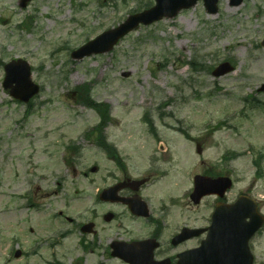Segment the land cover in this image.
<instances>
[{"label":"rangeland","instance_id":"obj_1","mask_svg":"<svg viewBox=\"0 0 264 264\" xmlns=\"http://www.w3.org/2000/svg\"><path fill=\"white\" fill-rule=\"evenodd\" d=\"M154 4L32 0L21 7L20 0H0V60L27 59L42 87L32 105L17 102L3 86L0 63V264H18L15 248L30 249L34 242L36 235L22 231L39 224L34 212L21 209L29 200L70 206L83 220L91 214L84 217V209L100 206L97 188L111 181L107 174L118 173L93 145L98 133L88 137L101 114L81 102L86 95L108 105L106 135L138 172L148 167V156H158L157 169L166 177L144 191L151 202L174 196L181 197L175 206H192L187 194L194 176L211 169L229 172L236 190L261 200L264 213V158L261 176L254 164L260 153L264 157V0L239 6L219 0L217 14L200 0L174 18L139 26L109 52L72 58L73 50ZM193 61L196 68L188 65ZM224 61L234 70L213 75ZM82 85L88 91L78 89ZM72 144L80 152L70 163ZM232 152L236 156L223 161ZM105 231L104 240L113 232ZM72 234L58 251L74 249L80 235ZM257 240L254 253L264 262V231Z\"/></svg>","mask_w":264,"mask_h":264},{"label":"flooded vegetation","instance_id":"obj_2","mask_svg":"<svg viewBox=\"0 0 264 264\" xmlns=\"http://www.w3.org/2000/svg\"><path fill=\"white\" fill-rule=\"evenodd\" d=\"M96 147L106 155L108 162L116 165L118 172L109 170L111 181L104 187L99 186L98 194L106 187L123 184L125 187L120 189V195L130 199L142 195L147 206L101 201L100 206H89L90 209L83 210L84 217L85 212L91 213L83 220L70 213V206H24L21 209L34 212L39 224L37 229L32 225L22 229L25 234L36 236L30 249L19 248L21 246L17 248L20 250L19 257L16 258L18 264H183L180 256L188 251L196 254L202 241L208 236L213 216L217 208L222 207L218 205L233 204L240 196L250 193L247 190H236L238 181L234 180V185L221 197L218 194L207 195L199 204L191 201L189 203L192 206L184 208L175 206L177 201L174 196H170L157 205L151 202L148 197L150 195L144 191L150 186L156 187L157 181L165 176L157 169L159 158L153 157L148 161L145 171L138 172L139 168L133 165L129 156L124 159L125 163H121V155L113 153L118 151L115 147L107 151L103 145L96 144ZM102 171L99 168L97 173ZM134 173H138L140 181L144 180L141 185L130 181L133 179L130 174ZM84 174L88 175L87 172ZM223 174L229 175V172H220L213 177ZM258 204L259 211H262V201L258 200ZM201 207H204L205 212L200 215ZM182 208L190 212L186 218L182 214ZM86 224L88 227L84 228ZM200 229L202 232L198 233ZM105 230L113 232L105 234L104 240L102 234ZM184 230L188 231L186 235ZM261 231L249 240L253 253ZM23 232L20 233L21 238ZM72 233L80 235L74 249L63 253L58 251V246L70 239ZM125 248L126 251L121 254L127 260L118 255ZM254 264H257L256 260Z\"/></svg>","mask_w":264,"mask_h":264},{"label":"water","instance_id":"obj_3","mask_svg":"<svg viewBox=\"0 0 264 264\" xmlns=\"http://www.w3.org/2000/svg\"><path fill=\"white\" fill-rule=\"evenodd\" d=\"M29 0H22V5L25 6ZM197 0H157V5L153 8L141 13L133 14L129 18L120 24L118 27L105 31L100 34L96 39L90 41L86 45L82 46L77 51L73 52V57L83 58L85 55L92 53H102L110 51L118 41L124 37L131 30L136 28L141 22L150 24L163 17L172 18L178 14L183 8H189L196 4ZM243 0H232L233 5H239ZM207 10L211 13L218 12V0H205ZM264 43V42H263ZM6 78L4 86L6 89H10V93L17 99L22 101H29L35 94L39 92V86L32 81L31 68L27 61L23 59L13 60L5 66ZM234 70V66L229 62L222 63L213 72L214 75L220 76ZM264 90V85L261 88ZM198 195L202 196L212 191H223L228 187L229 179H210V178H197ZM121 186L115 187L117 192ZM102 199L105 200H123L129 201L126 198L117 197L114 198L110 195L109 190L104 191ZM229 207L232 212L245 213L246 216L251 217V221L241 224L240 231H233L232 228L236 225L232 215H226L217 217L213 224V231L211 236L209 235L203 243L201 254L198 259L203 264H252L253 257L248 248H245V243L248 238L263 224L264 218L259 215L251 214L254 212L255 207L249 210H242L238 204ZM259 216V219H258ZM245 215L242 216L244 220ZM238 225V224H237ZM221 226L226 227L222 235H216L215 228ZM239 226V225H238ZM247 237V240H245ZM207 252V253H206ZM206 255L210 256H203ZM191 255L188 256V262H191ZM187 262V263H188ZM192 264V263H188ZM199 264V263H198Z\"/></svg>","mask_w":264,"mask_h":264},{"label":"trees","instance_id":"obj_4","mask_svg":"<svg viewBox=\"0 0 264 264\" xmlns=\"http://www.w3.org/2000/svg\"><path fill=\"white\" fill-rule=\"evenodd\" d=\"M78 89H85L86 91H88V88L86 85H82L79 86ZM84 103L91 108H94L95 110H97L100 114H101V121L100 123L97 125V127L95 128L96 131H93L92 133L97 134L98 133V138L101 139L103 138L102 136V132L104 127L108 124L109 120H110V113H109V107L108 105L102 103V102H97L94 101L91 96L86 95L84 96ZM76 148V147H75ZM71 151L73 150V148H70Z\"/></svg>","mask_w":264,"mask_h":264}]
</instances>
